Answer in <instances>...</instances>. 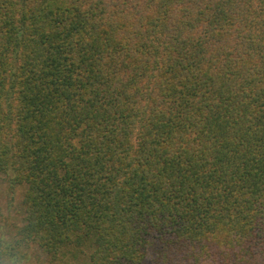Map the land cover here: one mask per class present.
<instances>
[{
	"label": "trees",
	"instance_id": "16d2710c",
	"mask_svg": "<svg viewBox=\"0 0 264 264\" xmlns=\"http://www.w3.org/2000/svg\"><path fill=\"white\" fill-rule=\"evenodd\" d=\"M3 174L42 264H264V0H0Z\"/></svg>",
	"mask_w": 264,
	"mask_h": 264
},
{
	"label": "rangeland",
	"instance_id": "374dc122",
	"mask_svg": "<svg viewBox=\"0 0 264 264\" xmlns=\"http://www.w3.org/2000/svg\"><path fill=\"white\" fill-rule=\"evenodd\" d=\"M25 186L18 185L12 182L10 177L5 174L0 177V211L7 208L9 215V234L12 237L14 230L22 224L24 217V197ZM2 235V233H0ZM39 253L38 250H35ZM40 255V253H39ZM78 259V258H77ZM85 257L76 260L71 255H66L52 264H85ZM40 264H42L40 260Z\"/></svg>",
	"mask_w": 264,
	"mask_h": 264
},
{
	"label": "clouds",
	"instance_id": "9594fccd",
	"mask_svg": "<svg viewBox=\"0 0 264 264\" xmlns=\"http://www.w3.org/2000/svg\"><path fill=\"white\" fill-rule=\"evenodd\" d=\"M8 209L0 211V258L6 260V264H40L39 253L23 238L13 239L8 231Z\"/></svg>",
	"mask_w": 264,
	"mask_h": 264
}]
</instances>
